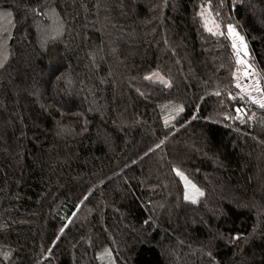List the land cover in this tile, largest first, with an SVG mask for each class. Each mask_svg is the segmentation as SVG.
<instances>
[{
    "label": "trees",
    "instance_id": "16d2710c",
    "mask_svg": "<svg viewBox=\"0 0 264 264\" xmlns=\"http://www.w3.org/2000/svg\"><path fill=\"white\" fill-rule=\"evenodd\" d=\"M1 10L0 264H264V111L234 85L240 60L264 85V0Z\"/></svg>",
    "mask_w": 264,
    "mask_h": 264
},
{
    "label": "rangeland",
    "instance_id": "374dc122",
    "mask_svg": "<svg viewBox=\"0 0 264 264\" xmlns=\"http://www.w3.org/2000/svg\"><path fill=\"white\" fill-rule=\"evenodd\" d=\"M62 27H63L62 21L57 16V14L54 11H52V12L47 11L45 13L44 22L40 23V32H41V35L43 38H50V39L56 38L62 34ZM262 27H263V25H262ZM11 32H12L11 15L6 10H1L0 11V64H2V62L4 61V55H5V51L7 48L8 41L10 40V37H11ZM44 33H48V36H46V34H44ZM237 41H239V40H237ZM239 42L242 44V48H244V50H245L246 46H245L244 42H242V41H239ZM239 64L243 69L248 70V71H252V69L250 68V66L248 65V63L246 61L241 62V60H240ZM149 78L151 80L161 82L163 84L168 83L167 79L165 77H163L161 74H159L158 72L152 73L149 76ZM68 95L70 96V92L63 94L62 98L66 99ZM181 174H182V175H180L181 181H182L184 189H185V194H184L185 199L188 201H192V202L198 201L202 196L200 194V193H202V191L200 189H198L196 186H195V189H193L192 185H195V184L189 178H187L183 173H181ZM182 177H186L187 179H184ZM196 189H198L199 191L197 192ZM105 259H106V262L109 263V261H110L109 256H106Z\"/></svg>",
    "mask_w": 264,
    "mask_h": 264
},
{
    "label": "built area",
    "instance_id": "2783aa9c",
    "mask_svg": "<svg viewBox=\"0 0 264 264\" xmlns=\"http://www.w3.org/2000/svg\"><path fill=\"white\" fill-rule=\"evenodd\" d=\"M237 47L242 48V44L238 43ZM234 85L239 89L241 93L249 98L251 103L264 111V85L262 80L254 72L240 69L238 78L235 80ZM248 110V105L242 101L235 103L233 107L234 116L236 118L243 117Z\"/></svg>",
    "mask_w": 264,
    "mask_h": 264
},
{
    "label": "snow or ice",
    "instance_id": "6c2138e0",
    "mask_svg": "<svg viewBox=\"0 0 264 264\" xmlns=\"http://www.w3.org/2000/svg\"><path fill=\"white\" fill-rule=\"evenodd\" d=\"M229 31L230 32H233L234 31V29L232 28V26H229ZM240 39H241V41H243V37H240ZM233 46L235 47V44ZM178 175H182V174L181 173H178ZM182 178L187 179L186 177H182ZM192 187H193V189H195V185H192ZM196 191L198 192L199 190L196 189ZM200 194L202 195V193H200ZM193 202H195V201H193Z\"/></svg>",
    "mask_w": 264,
    "mask_h": 264
}]
</instances>
